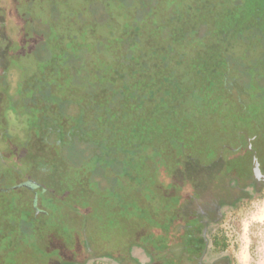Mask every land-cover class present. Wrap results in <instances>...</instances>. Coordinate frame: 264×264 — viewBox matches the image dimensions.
I'll list each match as a JSON object with an SVG mask.
<instances>
[{
  "label": "rangeland",
  "instance_id": "rangeland-1",
  "mask_svg": "<svg viewBox=\"0 0 264 264\" xmlns=\"http://www.w3.org/2000/svg\"><path fill=\"white\" fill-rule=\"evenodd\" d=\"M37 1L23 7L27 17L12 15L28 35L13 60L21 81L3 116L25 138L28 127L46 121L36 108L52 103L66 128L70 113L69 135L78 141L67 144L64 158L34 143L36 158L0 133V190H8L0 191L3 263L44 264L57 254L50 249L56 230L70 234V213L88 223L91 249L107 253L132 236L137 215L157 236L150 212L164 217L180 197L195 195L203 206L233 195L230 207L246 200L228 210L217 237L233 264H264V0H146L147 13L140 0ZM38 19L45 36L36 37ZM37 43L43 59L33 54ZM42 85L41 102L25 106L19 96L34 99ZM242 86L248 97L240 100ZM19 165L23 173L33 166L28 178L50 212L39 230V220L28 219L26 191H9ZM254 184L258 196L246 197ZM185 219L195 226L193 215Z\"/></svg>",
  "mask_w": 264,
  "mask_h": 264
},
{
  "label": "flooded vegetation",
  "instance_id": "flooded-vegetation-1",
  "mask_svg": "<svg viewBox=\"0 0 264 264\" xmlns=\"http://www.w3.org/2000/svg\"><path fill=\"white\" fill-rule=\"evenodd\" d=\"M39 2L37 1V3ZM32 5L33 2L22 4L19 0H8L7 3H3L0 0V58H4L11 49L13 51L16 50V52L11 53L12 58L7 67L3 68L0 65V69L3 71V74H0V133L4 132L6 138L16 140L22 153L25 152L30 157H36L32 153L31 148L34 146V143L37 144L39 142L44 144L45 148L48 147L52 151H55V154L64 158V149L67 144L71 145L73 142L78 141L76 137L69 135V131L75 128L70 113L64 116L70 123V126L66 128L61 121V116L53 117L58 111L51 110L52 103H41V107H37L35 110V117L38 119L45 117L46 121L40 126L34 125L28 127L25 138H20L24 132L14 125V118L3 116V111L9 107L10 103L12 104L15 86L17 87L21 81L19 80L21 77L18 74L17 66L13 65V60L14 58L21 59L28 32V30H22L18 27L12 15L18 16L22 12V16L27 17L22 9L24 6ZM42 10L43 7H41ZM43 15H45V11ZM32 27L39 29L36 37H39L40 34L45 36L48 32L46 26L39 19L35 21L34 26L32 24ZM16 37L19 38L15 48L14 40ZM41 45V43L36 44L33 54L43 59L46 51ZM40 55L43 57L41 58ZM45 91V86L42 85L40 90L37 89L34 99L25 95H20L19 99L27 107L32 105V103L38 105L41 102L39 97H44ZM29 100L30 103L28 102ZM32 100L35 102H32ZM54 107L56 108V106ZM14 129L18 132H14ZM90 137L89 140H92V136ZM1 156L0 168H2V164L5 161V158ZM50 157L52 158L53 155L51 154ZM22 166L19 165V168L12 170L15 179L9 191H26L31 198L30 207L27 209L30 211L28 219L39 220L37 227H35L39 230L41 228L40 225L43 224L42 219L47 218L50 212L42 203L38 202L37 192L40 191L39 186L28 178V174L33 166L24 173L21 171ZM107 169L108 167L104 171L107 172ZM91 175L90 173L89 177ZM104 180H96V185L101 184V182L103 183ZM254 185V194H250L251 190L247 188L243 191L246 197L256 198L258 196V192L255 189L257 184ZM229 189L231 191V187ZM0 191L4 193L8 192V190L4 191V189ZM180 199L179 205L168 206L162 210L165 211L164 217L161 213L150 212L149 219L160 228L157 236H154L149 225L140 219V217H137V215L129 221V225L132 226V236L123 241L124 245L122 247H114L107 253L97 251V245H95V251L91 249L90 242L87 239L88 223L84 221L83 225H79L76 220L77 217L74 213H70L69 220L76 221L74 226L71 223H67L66 227L69 229L70 234L67 236L58 229L56 230V234L54 233L56 240L52 244L54 247L50 249H55L57 254L50 255L44 264H233L232 256L225 248L223 242L217 237L216 231L222 227L225 214L228 210L236 208L246 199L242 198L234 207L228 206L230 203H233V195H227L220 202H209L208 205L205 204L203 206L195 205V195H190L186 198L180 197ZM144 204L149 205V203ZM222 205H224L223 208L221 207ZM189 215H193L196 218L195 226H191L187 219H185ZM176 217H180V221L181 218L183 219L180 224L171 220ZM167 218H169V221H167ZM58 220L60 219L58 218ZM44 243L46 246H49L48 240H43L39 244L42 247V253L48 252L49 248L43 245ZM0 264H4L2 259H0Z\"/></svg>",
  "mask_w": 264,
  "mask_h": 264
},
{
  "label": "trees",
  "instance_id": "trees-1",
  "mask_svg": "<svg viewBox=\"0 0 264 264\" xmlns=\"http://www.w3.org/2000/svg\"><path fill=\"white\" fill-rule=\"evenodd\" d=\"M188 1V0H187ZM37 2V0H34V2L33 3H36ZM146 3H147V1L146 0H140V5L138 6V7H140V8H142L143 9V11L144 12H146V10H145V8H146ZM205 4H209V3H205ZM150 10V9H149ZM147 12H149V11H147ZM146 12V13H147ZM205 13V12H204ZM46 14H47V12H46ZM140 25V23L138 24V26ZM127 51H128V48H127ZM246 96V97H248V94H247V92L245 91V87H240V91H239V99L240 100H242L244 97ZM243 105H242V108H243V110L245 109V105H247L246 103H247V101L246 102H244L243 101ZM257 129V128H256ZM242 137V136H241Z\"/></svg>",
  "mask_w": 264,
  "mask_h": 264
}]
</instances>
